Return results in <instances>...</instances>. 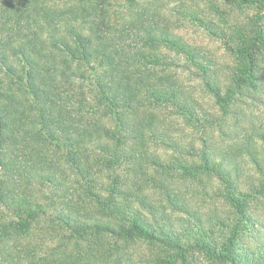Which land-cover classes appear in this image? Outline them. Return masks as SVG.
Masks as SVG:
<instances>
[{"label":"trees","instance_id":"obj_1","mask_svg":"<svg viewBox=\"0 0 264 264\" xmlns=\"http://www.w3.org/2000/svg\"><path fill=\"white\" fill-rule=\"evenodd\" d=\"M257 18L221 26L188 0H0V264L25 235L26 264H43L46 239L56 264H132L95 254L93 234L152 241L178 264H264L249 211L264 197ZM185 22L231 59L185 39ZM195 180L225 209L198 214L179 187Z\"/></svg>","mask_w":264,"mask_h":264},{"label":"rangeland","instance_id":"obj_2","mask_svg":"<svg viewBox=\"0 0 264 264\" xmlns=\"http://www.w3.org/2000/svg\"><path fill=\"white\" fill-rule=\"evenodd\" d=\"M192 4H197L201 9H204L208 18L213 19L221 26L230 25L232 23L245 24L250 23L254 20L252 18L258 17L259 24L264 22V0H252L249 4L240 3L231 0H188ZM210 3L217 4L220 10L224 11L221 18L217 13L209 8ZM181 33L184 38L190 42L197 43L201 47H204L205 51L212 55L218 60L220 64L227 63L230 56L223 49V45L220 41L215 40V38L209 35L207 32L202 30L197 25L192 22H185L182 27ZM259 112L262 107L256 106ZM249 110L255 109L254 107L248 108ZM256 113V110H255ZM188 131V130H187ZM193 135H196L194 132ZM199 181H190L186 183L179 184L180 192L186 197V200L190 203V206L200 215L215 214L216 212L225 209L224 205L218 197L214 195H204L201 191V186ZM250 214L254 217L256 223L254 228V237L261 239L264 242V197L260 199L253 200L250 206ZM35 237L32 235H25L21 238L18 254L15 253L13 258L1 259L3 264H14L19 262L21 264H26L27 259L25 258V253L22 251L23 245ZM56 238V237H55ZM53 238V239H55ZM60 239L59 237H57ZM92 241V250L95 254H104L108 256H114V252L117 253L115 256H124L127 258L131 255L132 264H178L170 258V250H165L163 246L159 244H153L154 242H147L144 239L134 238L125 239L123 237L110 236L107 234H93L90 236ZM33 239L29 242L35 241ZM247 243H252V239H247ZM46 244L43 246V251H40V255L43 256V264H56L55 259H60V250H62L56 242L51 241V239H46ZM89 241L84 242L82 247L85 249V245ZM62 248L66 249L67 254H71L72 251L67 247L62 245ZM71 252V253H70ZM19 255V256H18ZM104 255H102L104 257ZM105 258V257H104ZM103 264H109L108 261L104 259H99ZM188 262L190 264H218L214 263L206 257L203 252H194L188 256ZM50 261V262H49ZM58 264H65V261L59 262ZM68 264H72L71 261ZM113 264V263H110Z\"/></svg>","mask_w":264,"mask_h":264}]
</instances>
